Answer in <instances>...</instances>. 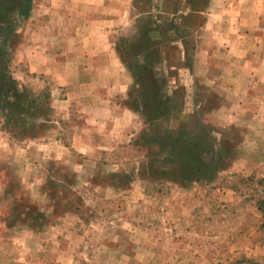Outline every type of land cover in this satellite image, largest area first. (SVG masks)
Here are the masks:
<instances>
[{"label": "rangeland", "instance_id": "obj_1", "mask_svg": "<svg viewBox=\"0 0 264 264\" xmlns=\"http://www.w3.org/2000/svg\"><path fill=\"white\" fill-rule=\"evenodd\" d=\"M12 1L0 264H264V0Z\"/></svg>", "mask_w": 264, "mask_h": 264}, {"label": "trees", "instance_id": "obj_2", "mask_svg": "<svg viewBox=\"0 0 264 264\" xmlns=\"http://www.w3.org/2000/svg\"><path fill=\"white\" fill-rule=\"evenodd\" d=\"M26 0H19L18 4H17V9L19 7V5L21 4V6L19 7V12L20 14H22V16H26L27 15V10L26 7L27 5L25 4ZM16 3L12 0H3L1 5H0V27H1V23H2V15H5L6 17H10L11 13H12V6H14ZM19 14V13H18ZM8 19V18H7ZM13 23H11L6 32H12L15 31L14 27L16 26V22L12 21ZM10 23V22H9ZM1 30V29H0ZM5 63H8L6 58H0V71H1V67L4 66ZM150 77L152 78V76L150 75ZM10 84L8 79L2 74L0 73V97L4 98V96L6 95V93L9 91ZM258 205V210L262 213V215L264 216V196L258 201L257 203Z\"/></svg>", "mask_w": 264, "mask_h": 264}, {"label": "crops", "instance_id": "obj_3", "mask_svg": "<svg viewBox=\"0 0 264 264\" xmlns=\"http://www.w3.org/2000/svg\"><path fill=\"white\" fill-rule=\"evenodd\" d=\"M236 8H238L237 3H234ZM83 13V12H82ZM52 58H45L46 63L42 64V65H35V69L34 71L37 73H51V69H50V63H51ZM28 63L32 64V59H27L26 60Z\"/></svg>", "mask_w": 264, "mask_h": 264}]
</instances>
